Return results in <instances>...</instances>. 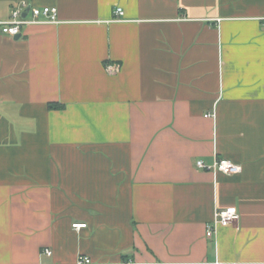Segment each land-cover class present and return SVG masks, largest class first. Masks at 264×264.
Instances as JSON below:
<instances>
[{"label":"crops","instance_id":"obj_1","mask_svg":"<svg viewBox=\"0 0 264 264\" xmlns=\"http://www.w3.org/2000/svg\"><path fill=\"white\" fill-rule=\"evenodd\" d=\"M26 1L58 21L0 32V264H264V0Z\"/></svg>","mask_w":264,"mask_h":264},{"label":"built area","instance_id":"obj_2","mask_svg":"<svg viewBox=\"0 0 264 264\" xmlns=\"http://www.w3.org/2000/svg\"><path fill=\"white\" fill-rule=\"evenodd\" d=\"M28 10L26 16L24 12ZM124 14L122 7H117L115 10V15L117 18H121ZM58 21V8L56 6H32L26 0L20 1L11 11L9 18L0 20V32L2 34L17 36L21 34L23 27L31 23H41V22H57ZM106 69L109 73H114L117 71V66L114 63L108 62L106 64ZM213 115V114H207ZM197 167L213 171L215 173H224L227 175L236 174L241 171L242 166L235 163L231 159L225 157L216 156L212 163H207L203 159H197ZM240 218V212L236 206H228L226 208H217L215 210L214 218L211 222L207 224L206 235L207 237H213L220 226H226L232 224ZM87 224L84 222H76L73 227L80 229L85 227ZM47 254H51L49 248L45 249ZM92 260L88 257H81L77 264H91ZM216 264H237L235 262H221L216 261Z\"/></svg>","mask_w":264,"mask_h":264},{"label":"trees","instance_id":"obj_3","mask_svg":"<svg viewBox=\"0 0 264 264\" xmlns=\"http://www.w3.org/2000/svg\"><path fill=\"white\" fill-rule=\"evenodd\" d=\"M49 107H50V108H63L64 105L55 102V103H50V104H49Z\"/></svg>","mask_w":264,"mask_h":264},{"label":"water","instance_id":"obj_4","mask_svg":"<svg viewBox=\"0 0 264 264\" xmlns=\"http://www.w3.org/2000/svg\"><path fill=\"white\" fill-rule=\"evenodd\" d=\"M28 10H29V9H27V10L24 12V14H23L24 16H26V15H27V13H28Z\"/></svg>","mask_w":264,"mask_h":264}]
</instances>
